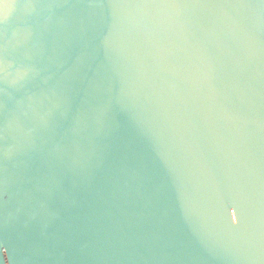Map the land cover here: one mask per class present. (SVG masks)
<instances>
[{
	"label": "water",
	"instance_id": "95a60500",
	"mask_svg": "<svg viewBox=\"0 0 264 264\" xmlns=\"http://www.w3.org/2000/svg\"><path fill=\"white\" fill-rule=\"evenodd\" d=\"M0 264H264V0H0Z\"/></svg>",
	"mask_w": 264,
	"mask_h": 264
}]
</instances>
